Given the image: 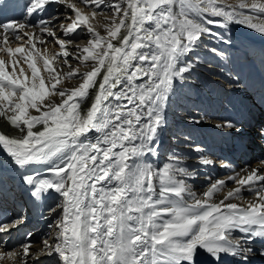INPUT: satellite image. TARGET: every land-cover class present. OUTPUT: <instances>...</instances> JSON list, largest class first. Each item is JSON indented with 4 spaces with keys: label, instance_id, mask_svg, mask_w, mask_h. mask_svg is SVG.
<instances>
[{
    "label": "snow or ice",
    "instance_id": "1",
    "mask_svg": "<svg viewBox=\"0 0 264 264\" xmlns=\"http://www.w3.org/2000/svg\"><path fill=\"white\" fill-rule=\"evenodd\" d=\"M52 4L66 11L44 17ZM34 14L41 18L32 22ZM22 15L0 22V117L15 130L0 132V168L16 172L36 200H59L42 241L27 233L14 248L4 242L0 264H196L200 250L213 264L264 257L252 247L264 240V160L197 195L182 155L162 167L147 159L171 98L197 66L191 54L205 37L231 43L217 27L264 35V0H25ZM49 44L58 46L51 55ZM25 219L0 221V234Z\"/></svg>",
    "mask_w": 264,
    "mask_h": 264
},
{
    "label": "bare ground",
    "instance_id": "2",
    "mask_svg": "<svg viewBox=\"0 0 264 264\" xmlns=\"http://www.w3.org/2000/svg\"><path fill=\"white\" fill-rule=\"evenodd\" d=\"M5 2L8 6L0 10V22L23 19L22 12L25 0H5ZM227 2H235V0H227ZM65 11L66 9L63 6L52 4L46 8L43 16L61 15ZM40 18V15L34 14L31 20L35 22ZM215 30L223 34L231 43L225 44L221 40L205 37L196 51L191 54L193 62H197L198 58L197 66L192 71L187 83L179 87L176 95L171 98L166 110L167 126L161 130L157 139L159 144L157 154L147 157L154 166L162 167L164 163L168 162V156L173 153L182 155L184 166L193 173V176L188 178L187 182L197 195L202 194L211 181L225 179L227 176L220 175L219 178H216L218 175L216 167L199 164L198 157L203 152H196L194 147L200 144L205 154H213L214 147L207 145L209 140L221 144L231 136L245 137L244 128L250 127L245 122V118L246 120L249 119L247 117L249 112H256V106L260 107L261 116L264 118V35L236 24L229 25L227 29L217 27ZM100 31L103 34V28H100ZM86 36L87 33L85 31L75 38L80 41L82 37ZM13 46L15 47L16 45ZM47 47V55H51L58 48V46L54 47L52 44L47 45ZM67 47L74 50L76 45L70 44ZM213 47L223 52V57L211 52L210 49ZM0 59H6V56L0 54ZM248 65L252 70L248 71ZM23 66L30 75L27 65ZM38 67L42 68V61L38 64ZM236 68L238 72L231 71ZM247 72L248 74H246ZM249 72L251 73L249 74ZM65 83L69 82L66 81ZM249 95H252L251 99L256 104L253 108L250 102L249 104L246 102V98ZM232 98L237 103L234 110L236 114L233 119L217 116L214 110L218 108L219 100L222 99L224 103L222 113H227L231 108H226V104ZM216 122H220V124L231 122L236 127L232 129L220 127L216 131ZM251 122L252 126H255L252 129H259L260 133L261 130H264V119L261 120L255 115L251 118ZM10 131L15 133V130L6 126V121L0 117V132ZM260 133L255 135V139L262 143L264 136H261ZM95 135L97 134L94 132L89 133L90 138ZM227 155L230 162L236 166L235 172L249 166L257 167L258 162L264 160V150L259 147L254 154L251 153V156L249 155L246 162L242 160L245 158L246 152L241 153L233 148H228ZM35 167L43 169L45 166H33V168ZM0 173L2 175L0 182H2L3 186L5 188L12 187V192L16 194L15 189L17 188L13 185L11 177L12 179H19L17 173L7 168H0ZM228 185L229 187L234 186L231 181H228ZM223 195V192L217 193L216 199H222ZM243 195L247 197L249 194L244 192ZM51 197L52 199L47 200L45 203L46 211L43 220H38L37 226L31 232L32 240L36 243H39L41 238L51 231L48 225L53 222L57 215L56 213H50L49 209L58 202L59 198L54 193ZM234 202L239 203V201ZM26 226L27 228L29 227V225ZM15 233L16 231L13 233L9 243L6 244L8 248H14L22 242L15 236ZM236 235H239V233ZM3 244L4 242L0 246H3ZM252 247L258 253L261 248H264V240L257 239L252 244ZM41 261L42 264H54L53 258L50 257H42ZM196 264H213V262L203 250H200L196 256ZM223 264H237V261L234 258L226 257L223 260ZM250 264H264V259L259 258L258 254L253 255L250 257Z\"/></svg>",
    "mask_w": 264,
    "mask_h": 264
},
{
    "label": "rangeland",
    "instance_id": "3",
    "mask_svg": "<svg viewBox=\"0 0 264 264\" xmlns=\"http://www.w3.org/2000/svg\"><path fill=\"white\" fill-rule=\"evenodd\" d=\"M244 165H245V163H244Z\"/></svg>",
    "mask_w": 264,
    "mask_h": 264
}]
</instances>
